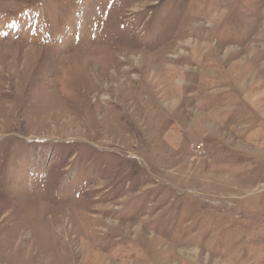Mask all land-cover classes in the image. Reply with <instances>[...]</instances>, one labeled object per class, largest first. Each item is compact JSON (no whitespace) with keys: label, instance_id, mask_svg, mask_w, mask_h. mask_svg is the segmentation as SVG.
Wrapping results in <instances>:
<instances>
[{"label":"rangeland","instance_id":"374dc122","mask_svg":"<svg viewBox=\"0 0 264 264\" xmlns=\"http://www.w3.org/2000/svg\"><path fill=\"white\" fill-rule=\"evenodd\" d=\"M0 264H264V0H0Z\"/></svg>","mask_w":264,"mask_h":264}]
</instances>
